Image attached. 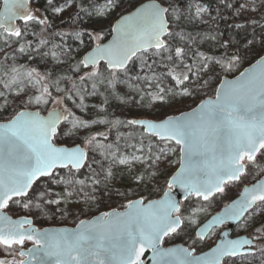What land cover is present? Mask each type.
Masks as SVG:
<instances>
[{"label":"snow or ice","instance_id":"6c2138e0","mask_svg":"<svg viewBox=\"0 0 264 264\" xmlns=\"http://www.w3.org/2000/svg\"><path fill=\"white\" fill-rule=\"evenodd\" d=\"M137 2L0 0V264H264V0Z\"/></svg>","mask_w":264,"mask_h":264},{"label":"rangeland","instance_id":"374dc122","mask_svg":"<svg viewBox=\"0 0 264 264\" xmlns=\"http://www.w3.org/2000/svg\"><path fill=\"white\" fill-rule=\"evenodd\" d=\"M145 1L146 0H139V2H145ZM133 4H136V6L139 5L137 0H123V7L118 12H116L114 14V17L112 19L100 22L101 25L107 31L109 26L115 22V18L118 17L121 14V12L125 11V8H124L125 5H128L129 10H132V5ZM42 6L43 5L41 3V7ZM216 7H217V3H216L215 8ZM213 15H216L215 9H213ZM226 15L230 16L229 13H226ZM241 19L244 20V17H241L239 19V22H243V20H241ZM234 21H236V20H234L233 18H229V19L218 20V21L214 22V23H218L219 24V32L223 34L220 37L221 39H234V36L232 34H228L227 35V34H225L223 32L224 31V29H223L224 27H226V26L233 27V22ZM58 22L59 21H57V23ZM87 25H88V22L86 21V25L85 26H87ZM193 27L196 28L197 31H199V30H202V29H207L208 25H194V26H192L191 30H193ZM262 31H264V30H261L260 28H256L255 32H256L257 37H259L262 34ZM251 33H252V29H251V27H249L248 35H251ZM110 37H111V35L106 36V38H105V40L103 42L104 43L107 42L110 39ZM72 43H73V47L77 46V43H75V42H72ZM91 102L92 103H99V98H92ZM186 103L187 104H191L192 106H195L192 101H187ZM245 183H247V181ZM239 190H242V188H240ZM239 190L237 188L233 187V188L227 190V193H226L225 196H217L215 198V202H213L210 206L207 207V212L203 213V214H201L199 216V218H198L199 219V223L196 225V228H198L203 222H205L214 213L218 212L223 206H225L227 203H229L232 199H234L236 196H238V191ZM145 194H147V193L145 192ZM150 198L151 199L159 198V195L153 194V195L150 196ZM183 203H186V202L184 201V202H182V204ZM112 206L113 207H118L119 205L114 203ZM101 210H107V206L102 207ZM93 214L97 215V214H99V212L94 211ZM81 218H91V217L89 216V217H81ZM35 223H36V226H38V227H45V226H52V225H54V226H63V225L75 226L76 225V221L73 218H71V217H69L67 219H56V220L35 219ZM224 228H225V226L217 228V229H214L212 231L214 233V235H212L211 239L208 240L206 243L208 245H211L217 239V237L220 235V233L223 231ZM195 230H196L195 228L189 229V235L193 234ZM241 234H242L241 228H240L239 225H237L235 227V229H234L233 236H238V235H241ZM176 243H181V244H185L186 246H188V243H190L189 236L185 235V236H183V238H175V239L169 238V239H166L165 246H169V245L176 244ZM198 249L203 250V251L208 250V248L204 244L198 245Z\"/></svg>","mask_w":264,"mask_h":264},{"label":"water","instance_id":"95a60500","mask_svg":"<svg viewBox=\"0 0 264 264\" xmlns=\"http://www.w3.org/2000/svg\"><path fill=\"white\" fill-rule=\"evenodd\" d=\"M146 2V1H145ZM139 6V5H138ZM111 38L112 37H110V39L109 40H111ZM105 43H107V42H105ZM174 195H175V197H176V199L178 200V201H181V202H184V200H183V192L181 191V190H179V189H174ZM235 198H237V196L235 197ZM234 198V199H235ZM155 199H158V198H155ZM231 202V201H230ZM229 202V203H230ZM228 204V203H227ZM223 209H224V206L218 211V212H216V213H214L212 216H210L205 222H203L199 227H202L204 224H207L217 213H220V212H222L223 211ZM98 215V214H97ZM15 218V217H14ZM237 225H239L238 223H236V222H229V223H226V224H224L223 226H225V228L223 229V231H228L229 233H230V238H236L237 236H233V232H234V229H235V227L237 226ZM76 226V225H75ZM75 226H66V225H63V226H47V227H43V228H48V227H69V228H73V227H75ZM223 226H217V227H214L211 231H213L214 229H217V228H220V227H223ZM38 227V226H37ZM178 244H181V243H176V244H172V245H169V246H165V247H172V246H175V245H178ZM186 246V245H185ZM207 251V250H206ZM151 256V252H149V253H147L146 254V259L148 258V257H150ZM148 264H151V261H150V259L148 260Z\"/></svg>","mask_w":264,"mask_h":264},{"label":"trees","instance_id":"16d2710c","mask_svg":"<svg viewBox=\"0 0 264 264\" xmlns=\"http://www.w3.org/2000/svg\"><path fill=\"white\" fill-rule=\"evenodd\" d=\"M206 2L208 3L210 9H212V10L215 9L217 0H206ZM124 8L127 9V10H129L128 5H125ZM241 20H243V19H241ZM244 20H245V17H244ZM235 22L236 21H234L233 23H235ZM237 22H239V21H237ZM223 29H224L223 32L225 34H227V35L228 34H232L234 36V39H241V40H243L245 38V33L242 32V31H240V30H238V29H234L233 27H230V26H226ZM193 31H197L196 28L193 27ZM75 43H77V42H75Z\"/></svg>","mask_w":264,"mask_h":264},{"label":"flooded vegetation","instance_id":"af4514ba","mask_svg":"<svg viewBox=\"0 0 264 264\" xmlns=\"http://www.w3.org/2000/svg\"><path fill=\"white\" fill-rule=\"evenodd\" d=\"M52 226H54V225H52ZM45 227H47V226H45ZM28 247H31V244H28Z\"/></svg>","mask_w":264,"mask_h":264}]
</instances>
